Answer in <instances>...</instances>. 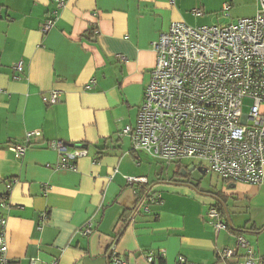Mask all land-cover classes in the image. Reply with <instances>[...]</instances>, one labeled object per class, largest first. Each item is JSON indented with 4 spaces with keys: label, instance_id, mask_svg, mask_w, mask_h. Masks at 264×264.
<instances>
[{
    "label": "crops",
    "instance_id": "0c3cea01",
    "mask_svg": "<svg viewBox=\"0 0 264 264\" xmlns=\"http://www.w3.org/2000/svg\"><path fill=\"white\" fill-rule=\"evenodd\" d=\"M225 3L227 16L259 10L258 0H0V199L13 182L5 210L9 264H115L113 245L128 264H149L151 251L164 252L166 264H232L218 255L236 245L232 227L244 230L264 264V202L230 212L229 194L219 191L230 228L218 232L208 218L217 200L185 180L153 179L155 160L122 135L136 123L159 34L173 21L220 19ZM55 11L54 26L43 32ZM53 90L61 101L48 105L42 98ZM35 130L41 135L16 158L9 145ZM55 140L87 153L73 160L75 168H61ZM224 182L238 199L264 192V179ZM88 221L92 232L84 236Z\"/></svg>",
    "mask_w": 264,
    "mask_h": 264
},
{
    "label": "built area",
    "instance_id": "2783aa9c",
    "mask_svg": "<svg viewBox=\"0 0 264 264\" xmlns=\"http://www.w3.org/2000/svg\"><path fill=\"white\" fill-rule=\"evenodd\" d=\"M258 12L230 24L192 26L184 21H173L153 42L156 64L144 91L136 123L128 124L122 135L131 138L132 150L144 152L159 164L184 166L191 159L202 168L211 170L223 180L260 184L264 179V0H258ZM59 2L58 7H62ZM230 3L222 11L229 14ZM196 16L202 9H193ZM57 11L46 18L43 32L55 24ZM24 71L22 61L15 65ZM95 83L92 80L87 88ZM44 103L61 101V93L53 90L43 96ZM41 132H30L25 143L10 144L16 158L24 156L33 137ZM50 147L60 154L61 168H75L73 160L86 154L85 149L71 151L63 140H55ZM196 166L194 163L192 164ZM185 167V166H184ZM131 184L147 183L145 177H129ZM13 182L0 199V264L6 258L7 217L9 195ZM154 200L149 192L146 198ZM208 218L218 232L229 228L216 206L208 210ZM91 222L79 233L89 236ZM243 250V255L240 254ZM221 259L232 264H262L250 243L238 235L234 247L218 251ZM108 256L115 264H128L113 245ZM164 252L151 251L149 264H159ZM179 261L185 262L180 256ZM50 264H58V260Z\"/></svg>",
    "mask_w": 264,
    "mask_h": 264
},
{
    "label": "rangeland",
    "instance_id": "374dc122",
    "mask_svg": "<svg viewBox=\"0 0 264 264\" xmlns=\"http://www.w3.org/2000/svg\"><path fill=\"white\" fill-rule=\"evenodd\" d=\"M242 11L239 10H233L230 12V15L227 16L223 13H221V15H219L218 17L220 19H212L210 21H201V20H196L193 19L190 22H187L189 25L192 26H199V25H212V24H230L233 23L235 20H237L238 18L242 17ZM215 17V14H213V17ZM195 164L196 166V170H193L191 172H189V176L187 179H189L191 181L192 184L194 185H198V192L203 193L205 195L208 194H214L222 191L226 194H231L232 191H230L228 184H225L226 182H224V180L219 177L216 173H214L211 170H207L205 173H201L198 170V167L201 166L198 162H195L191 159H187L183 162V165L185 167H190L192 164ZM204 167H208L207 164H203ZM178 170V165L176 164H172L170 166H166V165H162V164H157V162H153V171L152 173L154 175H152L153 179H155L157 177V174H159L160 178L162 179H166V178H170L173 173L175 171ZM164 181V180H162ZM262 195H260V193L256 196L253 195H249L247 196V198L244 199H238L236 198V196H232V194L229 196L228 195V208L230 210V212L234 209V211L238 212V205L242 206L241 208H247L249 207L250 203L252 204V207L255 209L257 208V204H260V202H264V192H261ZM242 211V210H241ZM233 212V211H232Z\"/></svg>",
    "mask_w": 264,
    "mask_h": 264
},
{
    "label": "trees",
    "instance_id": "16d2710c",
    "mask_svg": "<svg viewBox=\"0 0 264 264\" xmlns=\"http://www.w3.org/2000/svg\"><path fill=\"white\" fill-rule=\"evenodd\" d=\"M184 168H188V167H184V166H180L179 168H178V170L177 171H175L174 173H173V175L170 177V179L171 180H176V181H183L184 179H187L188 178V176H189V174H187V175H183L182 174V170L184 169ZM182 178V179H181ZM191 183V182H190ZM196 187L198 188V185H196ZM4 195V194H3ZM152 195V194H151ZM215 195L218 197V199H219V201L217 200L216 202H215V204H213L212 206H216L217 208H218V210H219V212H220V214H221V216L225 219V208H224V206L222 205V204H225L226 205V201H225V199L223 198V194L221 193V192H217V193H215ZM3 197V196H2ZM1 197V198H2ZM228 223V225H229V228H230V224H229V222H227ZM234 230H235V232L236 233H238L239 235H242V233L241 232H243L244 230L243 229H236V228H234V227H232ZM159 264H166L165 263V258H159Z\"/></svg>",
    "mask_w": 264,
    "mask_h": 264
},
{
    "label": "water",
    "instance_id": "95a60500",
    "mask_svg": "<svg viewBox=\"0 0 264 264\" xmlns=\"http://www.w3.org/2000/svg\"><path fill=\"white\" fill-rule=\"evenodd\" d=\"M194 169H195V166H194V165H191V166L188 167V168H184V169L182 170V174H183V175H186L188 172H191V171H193ZM198 170H199L201 173H205V172L207 171L206 168H202L201 166L198 167ZM169 183H172V182H169ZM186 185H188L189 187L193 188L195 191L198 192V188L196 187V185H194V184H192V183H189V184H186ZM150 190H151V188H149V189L147 190V194L150 192ZM208 196L213 197L214 199H216V200L219 201L218 197H217L216 195H214V194H208ZM143 200H144V198H143ZM143 200L140 202L138 208L142 205ZM138 208H137V209H138ZM137 209H136V210H137Z\"/></svg>",
    "mask_w": 264,
    "mask_h": 264
},
{
    "label": "flooded vegetation",
    "instance_id": "af4514ba",
    "mask_svg": "<svg viewBox=\"0 0 264 264\" xmlns=\"http://www.w3.org/2000/svg\"><path fill=\"white\" fill-rule=\"evenodd\" d=\"M194 170H196V167H195ZM187 174H189V172H188ZM187 174H186V175H187ZM181 179H182V178H181ZM184 180H185L186 182H189V183L191 182L189 179H184Z\"/></svg>",
    "mask_w": 264,
    "mask_h": 264
}]
</instances>
